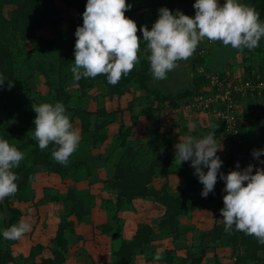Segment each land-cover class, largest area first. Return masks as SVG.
I'll list each match as a JSON object with an SVG mask.
<instances>
[{"label": "trees", "instance_id": "obj_1", "mask_svg": "<svg viewBox=\"0 0 264 264\" xmlns=\"http://www.w3.org/2000/svg\"><path fill=\"white\" fill-rule=\"evenodd\" d=\"M63 1L67 7L75 11V18L66 19V22L58 15L53 0H0V72L14 82V86L10 90L7 89V80L5 81V87L0 88V108L3 112H10L6 115L3 113L0 138L7 139L10 143L15 134L22 135L25 133L15 126L19 123V113L25 110L24 106H21L22 100L20 99L24 91L22 87L28 89L23 80L24 77L34 78L41 75L46 79L48 85H51L48 93L40 95L41 103L59 101L66 106L69 102L70 95L64 91V87L73 78L70 68L74 63V43L76 39L74 33L77 26L82 25V13L85 10L86 0ZM158 1L163 2L164 0ZM243 1L248 2L250 6L256 9L261 21L264 19V0ZM165 2L167 3L165 7L173 11L172 2L170 0H165ZM126 3L131 4L132 7L125 12V16L136 22L137 36L142 37L139 31L140 26L145 25L150 30L157 19L158 9L163 6L158 4L151 11V8L141 0H126ZM220 3L222 4L223 1H220ZM148 8L150 9L149 11L146 10L147 15L138 18L134 16ZM35 16H38L36 20ZM137 21H140V23ZM147 22L149 23L146 24ZM63 23H66V26L62 28ZM49 26L57 30L56 35L51 37L37 35V30ZM148 55L147 42L141 40L138 53L139 63L134 66L127 77H122L115 86L108 84L106 77L103 75L96 78H82L79 82L75 81V84L77 89L83 93L92 89L95 85L103 86L106 90V97L111 100H120L125 96H129L130 100L125 109L131 113L134 108H140L141 115L151 128V134L156 135L160 131V112L166 110L169 103L174 100L192 101L199 95L203 86L207 85V81H201V77H192L190 88L182 91L174 98L163 97L157 90H149L147 87L151 77ZM21 58L22 63L19 62ZM202 66H204V59L193 54L191 63L193 72L191 74ZM252 72L251 66H244V74L241 79H254L255 76ZM259 72L260 76L255 74L256 77L264 80V70L261 69ZM23 73L27 76H24ZM223 76L222 78L226 77L224 74ZM51 79H53V82H51ZM19 80L22 82L21 85ZM135 90H142L145 96L137 98L133 95ZM247 96L255 95H245L244 97ZM141 99L147 101L145 106L141 105L142 102L139 103ZM121 112H123L122 109H117L115 112L99 110L97 119L98 115L102 114L106 116V121L95 120L94 132L89 130L88 123L85 120V112L78 114L83 121L82 134L89 138L88 144L93 149L94 147L98 149L106 142L108 137L101 131L111 124L112 117ZM23 114L26 115L27 113L24 111ZM174 124L172 125L174 131L167 136V141L157 144L149 142L146 157L141 158L138 163L135 162L139 155L138 148L134 149L126 144L128 131L119 137V147H121L123 153L113 164V175L108 180L110 189L117 192L115 213L124 211L125 207L130 209V205L138 200L152 201L153 204L155 203L163 209V213L159 217L155 228L149 224L140 225L128 240L120 236L119 229L115 226L114 228L109 224L100 227L103 235L109 236L112 242L118 243V246L112 252L115 259L104 264H133L136 257L148 262L153 258L152 256L149 258L147 248L153 242L162 237H167L172 239V243L175 244L183 236L184 232L180 226L183 218L194 220L196 213H202L208 209L216 210L215 212L219 216L220 205L223 203L222 197L225 194L222 191L224 184H220L218 178L214 191L209 193L206 198L201 196L203 186L197 177L191 174L194 169L190 167L189 162H183L178 166L174 159L175 144L189 134L186 126L183 128L176 122ZM205 131V129L195 130L191 134L203 136ZM221 136L224 135H216V139ZM29 145H34L31 151L33 160L28 170L22 168L16 171V174L21 173L23 175L18 191L24 190V186L31 175L50 171L52 168L54 171L61 169L60 165L54 162L51 156L54 145L50 144V151L43 153L37 146L36 141L33 138H28L26 142L23 143L22 141L18 149H23ZM243 151V144L238 148L229 147L226 154L228 160L223 163L221 171L232 166L235 167L234 163ZM109 155L110 153L107 155L106 161L109 160ZM170 176L182 178L181 181L185 184L184 188L176 193H171L168 186ZM158 184L159 186H157ZM13 197L15 196L6 197L5 201H0V216L6 212L12 216L3 223L6 225L5 229L17 223L21 216L20 210L8 204V200ZM16 199L20 203L25 202L22 197L17 198L16 196ZM73 199L78 203L74 202L72 204L68 216H73L79 222L89 214V207L87 208L85 201L76 197H73ZM74 227V222L72 220L67 222L66 218L58 225L56 236L49 240L45 247L41 245L32 247L27 258H14L11 249L13 241L0 237V264H64L71 255L68 251L71 247L70 237L72 238L74 235ZM199 239H207L211 243L221 242L223 247H228L231 250L229 264H264V245L258 244L255 237L245 235L243 232L233 230L231 234L226 233L222 219L218 217H216L212 228L201 233ZM171 255L173 253L171 254L170 251L166 253L163 259L165 264H172V259L166 260ZM200 260V257L191 258L190 263L198 264Z\"/></svg>", "mask_w": 264, "mask_h": 264}, {"label": "clouds", "instance_id": "obj_2", "mask_svg": "<svg viewBox=\"0 0 264 264\" xmlns=\"http://www.w3.org/2000/svg\"><path fill=\"white\" fill-rule=\"evenodd\" d=\"M131 7L126 0H86L82 25L74 33V63L70 71L76 82L103 75L108 84L115 86L139 63L141 40L147 42L153 80L162 81L178 67V62L189 60L205 39L219 41L232 49L251 51L264 38V21L254 7L241 0H223L222 4L220 0H195L193 17L179 9L170 11L161 7L150 30L140 26L142 37L137 36L136 22L125 16ZM6 80L10 90L13 80L0 72V88L5 87ZM32 109L36 114L32 138L41 151L54 145L51 152L54 162L67 167L69 158L79 147L81 132L71 122L65 105L59 101L44 102ZM188 127L189 134L174 146L177 165L190 162L193 174L203 186L200 194L204 198L214 191L218 178L222 180L225 194L219 211L224 231L243 232L264 245V168L248 164L241 169L237 161L235 170L225 174L221 171L223 161L217 154L224 146L214 134L216 125L209 122L208 132L203 136L191 134L197 128L196 123H189ZM262 155L264 148L251 152L258 164H264L260 160ZM24 158L21 150L0 138V201L18 191L14 169ZM31 230L32 224L24 219L0 230V237L18 240ZM163 259V252L158 250L153 255V264Z\"/></svg>", "mask_w": 264, "mask_h": 264}, {"label": "rangeland", "instance_id": "obj_3", "mask_svg": "<svg viewBox=\"0 0 264 264\" xmlns=\"http://www.w3.org/2000/svg\"><path fill=\"white\" fill-rule=\"evenodd\" d=\"M53 1L58 15L64 19V22H66V19L75 18L74 9L67 7L63 0ZM141 1H144L147 6L151 8H149L151 11H153L158 4L163 7L167 6L165 0L163 2L158 0ZM170 1L174 2L175 0ZM183 1L185 0H179V2ZM134 16L137 18L139 15L137 13ZM37 18L38 16H35V20ZM137 22L140 23V21ZM65 26L66 23H63L62 28ZM36 32L38 36L51 37L56 35L57 30L49 26L37 30ZM259 44L260 46L256 48L257 58H261L259 55V53H262L261 50H263L264 54V38L261 39ZM207 45L210 46V44ZM198 52L199 48L196 49L194 55H199ZM192 59L193 56L187 61H181L176 69L168 73L167 79L165 80L154 81L151 75L147 83L148 89L157 90L163 97L174 98L182 91L191 87V81L194 77H201V81L205 82V75L211 73V69L202 66V69L199 67L191 74L193 72L191 68ZM19 62L22 63V58ZM187 65H189V68L186 67ZM24 76L27 75L24 74ZM53 79H51V82H53ZM23 80L28 86V89L22 87L24 91L20 99L22 100L21 106H24V111L27 114L25 115L23 114L24 111H21L19 113V123L15 125L20 131L25 132L22 135L15 134L13 136L11 144L15 145L17 148L22 141L24 143L28 138H32V128L34 127L33 119L36 115L32 106L40 104V95L48 93L49 88H51V85H48L46 79L41 75L35 76L34 78L24 77ZM19 83L20 85L22 84L21 80H19ZM64 91L70 95L69 102L65 106L67 113L74 127L81 132L79 147L69 158L70 163L67 167L59 164L61 167V169L57 170L59 172L54 171L52 168L50 171L31 175L27 184L24 186V190L17 191L14 195L15 197L8 200V204L13 208H15V206L21 207V215L23 214V217L32 224V229L36 226L39 229L51 233L50 227H54L56 229L55 231H57L58 225L63 220L66 218L67 222L68 220H72L74 224L82 227V229H75L74 235L72 238L70 237L71 247L68 252L73 256L71 257L70 255L71 258L69 257L67 259L66 264H104L107 261L115 259L112 252L116 249L118 243L112 242L109 236H102L103 234L101 233L100 227L110 224L119 229L118 232L122 238L130 239L133 232H135L140 225L149 224L155 228L159 217L163 213V209L155 203L154 205L150 200L135 201L130 205V209L125 207L124 211L122 210L115 213L117 192L110 189L108 180L113 175V164L123 153V150L119 147V137L128 131L126 144L134 149L138 148L139 155L135 161L138 163L141 158L146 157L147 144L149 142L157 144L162 141H167V136L171 134L170 132L174 131L172 129V125H175L174 122L183 128L186 126L189 130L188 119L190 121L193 115L191 111L184 112L182 111L184 109L180 110L182 104L187 102L186 100H174L169 103L166 110L160 112V131L156 135H152L151 128L141 115L140 108H134L131 113L125 109L130 100L129 96H125L120 100H111L106 97V90L100 85H95L92 89L83 93L77 89L73 78L66 83ZM133 95L140 98L144 97L145 93L142 90H135ZM140 102H142V106L147 104V101L144 99H141L139 103ZM117 109H122L123 112L117 113L116 116L112 117L113 121L111 124L101 131V133L106 134L108 139L98 149L95 147L93 149L88 144L89 138L82 134L83 121L78 114L85 112V120L88 123L89 130L90 132H94L93 125L95 120L106 121V116L102 114H99L97 119L98 111L105 110L106 112H115ZM179 110L180 114L178 113ZM3 113L5 115L10 114V112H3L0 108V125H3ZM193 114H200V116L201 114L206 116L211 115L208 113ZM180 115H182V117H180ZM185 115L187 116L185 117ZM201 129L202 128H199L197 131ZM223 146V151L217 154L223 162H226L228 159H226L225 155L227 154L228 148H225V143H223ZM33 147L34 145H29L23 149H19L24 153L25 158L21 161L20 166L14 169L15 172L22 168L28 170L31 166L33 160L31 151ZM49 151L50 149L48 147L41 152L47 153ZM109 153V160L106 161ZM258 166L264 168L263 164H259ZM244 167L245 166L242 168ZM231 170H235V167H229L227 170H222V172L227 174ZM193 173L194 171H191V174ZM17 176L18 180L16 183L19 187L23 175L20 173L17 174ZM181 179L182 178L174 176L169 177L168 186L171 193H176L184 188L185 184H183ZM219 183L224 184L222 180H219ZM157 186H159V184ZM16 196L17 198H24L25 202L21 205L16 199ZM73 197L85 201V205L87 208L89 207L90 211L89 214L79 222H77L73 216H68L72 204L74 202L78 203V201H74ZM222 207L223 203H221L220 209ZM215 211L214 209H208L202 213L198 212L195 214L194 220L183 218L180 222L181 230L184 232L183 236L178 239L175 244L172 243V239L167 237H162L153 242L147 248L149 258L151 256L153 258L154 253L160 250L163 252L164 257L168 251H170L171 254L173 253L169 258H166V260L172 259V264H191V258L199 257L201 260L198 264H229L231 250L228 247H223L221 242L211 243L207 239H199L201 233L207 232L212 228L216 217L222 219L221 214L217 216ZM11 217L12 216L8 212L0 216V230L5 229L6 225L3 223L8 221ZM23 237H26V234ZM40 237L41 236H39V238ZM19 242L23 243V238H20ZM35 244L37 245L39 243L36 242ZM133 264H153V259L146 262L136 257ZM157 264H165V262L160 261L157 262Z\"/></svg>", "mask_w": 264, "mask_h": 264}, {"label": "crops", "instance_id": "obj_4", "mask_svg": "<svg viewBox=\"0 0 264 264\" xmlns=\"http://www.w3.org/2000/svg\"><path fill=\"white\" fill-rule=\"evenodd\" d=\"M220 1H223V0H220ZM194 2L195 0H185L183 2H179V0L178 1L175 0L174 2H172V5L174 7L173 11L176 9H179L185 15L193 17L195 15V10L192 7ZM241 3L249 5L248 2H245L243 0H241ZM146 10L149 11V8L138 12V15H139L138 17L147 15ZM262 21H264V19ZM146 24H148V22ZM207 44H210V46H208ZM197 48H199V50H202L204 52L203 53L204 55L202 56V58L204 59V67L211 69V72H221L227 76L241 78L242 75L244 74V66H251L253 69L252 73L257 74L258 76H260L259 71L261 69L264 70L263 50H261L262 53H259L261 58H257L256 49L251 50V51H247V49H244L243 51H240V50L232 49L231 47H225L219 41L211 42L207 39L200 42ZM180 63L181 61L178 63V66ZM181 101H184V100H181ZM180 110H179V114H180ZM184 112H187V111H184ZM238 113H239V118L244 128L243 136H242L244 151L242 154L238 155L237 157V161L240 163V156L242 155L251 156V152L254 147L256 146L259 147L264 144V92L261 95L247 96V97L240 99V107H239ZM192 115L193 116L190 119V121L188 119V123H196L197 125L196 130L199 128L205 129L206 131L203 133V135L207 134L208 132L207 125L209 122L215 124L217 127L214 130V134L222 135L221 123L217 117V113H213L209 116L202 115V114L200 116V114L196 115L193 113ZM186 116L187 115H185V117ZM180 117H182V115H180ZM217 140L218 141L221 140L222 144L226 143V140L223 138V136L217 138ZM226 147L227 146L225 145V148ZM225 157L227 159V155H225ZM236 162L234 163V165H236ZM15 208H17L18 210H21L20 206H15ZM19 218L20 220L25 219L23 217V214ZM20 220H18V222ZM75 229L81 230L82 227H79L78 225L75 224L74 232H75ZM50 230H51V233H48V231H44L34 226L30 232L26 233V237H21L23 238V243L19 242L20 239L12 240L13 244L11 246V249H12L13 257L16 259L21 258V257L27 258L29 256V253L32 247H34V245L36 246L35 244L36 242L39 243L37 245H41L45 247L46 244L49 242V240L53 239L56 236V231H55L56 229L54 227H50ZM39 236L41 237L39 238ZM102 236H105V235H102ZM123 239L128 240L129 238L128 239L123 238ZM72 256L73 255H71V257ZM66 263L67 262H65L64 264Z\"/></svg>", "mask_w": 264, "mask_h": 264}, {"label": "built area", "instance_id": "obj_5", "mask_svg": "<svg viewBox=\"0 0 264 264\" xmlns=\"http://www.w3.org/2000/svg\"><path fill=\"white\" fill-rule=\"evenodd\" d=\"M204 52L199 50V56ZM201 69L203 67H200ZM221 72H211L205 75L207 85L203 86L201 92L192 101L182 104L181 109L194 113H217L221 123L222 134L226 140L225 145L238 148L243 144V124L239 118L240 99L245 95H261L264 92V80L260 78H246L223 76ZM179 113V112H178ZM264 148V144L253 149ZM260 158L264 159V155Z\"/></svg>", "mask_w": 264, "mask_h": 264}, {"label": "water", "instance_id": "obj_6", "mask_svg": "<svg viewBox=\"0 0 264 264\" xmlns=\"http://www.w3.org/2000/svg\"><path fill=\"white\" fill-rule=\"evenodd\" d=\"M186 67L189 68V65H187ZM260 160H264V159L260 158ZM248 164H253L257 166L259 165L258 161L254 159L252 156H247V155L240 156V163H239L240 168H242L243 166H247Z\"/></svg>", "mask_w": 264, "mask_h": 264}]
</instances>
